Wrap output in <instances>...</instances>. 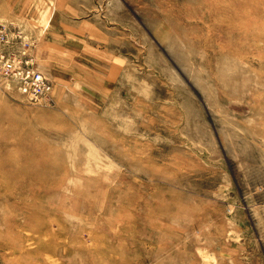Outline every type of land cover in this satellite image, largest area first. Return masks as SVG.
<instances>
[{"label":"rangeland","instance_id":"374dc122","mask_svg":"<svg viewBox=\"0 0 264 264\" xmlns=\"http://www.w3.org/2000/svg\"><path fill=\"white\" fill-rule=\"evenodd\" d=\"M0 264H264V0H0Z\"/></svg>","mask_w":264,"mask_h":264},{"label":"built area","instance_id":"2783aa9c","mask_svg":"<svg viewBox=\"0 0 264 264\" xmlns=\"http://www.w3.org/2000/svg\"><path fill=\"white\" fill-rule=\"evenodd\" d=\"M6 37L0 32V40ZM0 73L12 75L19 82L21 92L29 99H44L52 91V83L36 68L18 58H10L0 53Z\"/></svg>","mask_w":264,"mask_h":264}]
</instances>
